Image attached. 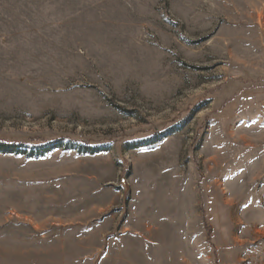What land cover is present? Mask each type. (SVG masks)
<instances>
[{"label":"rangeland","instance_id":"obj_1","mask_svg":"<svg viewBox=\"0 0 264 264\" xmlns=\"http://www.w3.org/2000/svg\"><path fill=\"white\" fill-rule=\"evenodd\" d=\"M0 142V264H264V0H0Z\"/></svg>","mask_w":264,"mask_h":264},{"label":"trees","instance_id":"obj_2","mask_svg":"<svg viewBox=\"0 0 264 264\" xmlns=\"http://www.w3.org/2000/svg\"><path fill=\"white\" fill-rule=\"evenodd\" d=\"M61 144H48V143H40L33 146H26L24 144H10L0 142V154H15V155H23L27 158L39 159L47 154L51 153L53 150L61 148ZM66 150L76 151L79 154H90L94 155L99 151H108L107 149L98 150L93 147H89L86 145H73L66 146Z\"/></svg>","mask_w":264,"mask_h":264},{"label":"crops","instance_id":"obj_3","mask_svg":"<svg viewBox=\"0 0 264 264\" xmlns=\"http://www.w3.org/2000/svg\"><path fill=\"white\" fill-rule=\"evenodd\" d=\"M113 253V252H112ZM118 254H121V251H118ZM123 254V253H122Z\"/></svg>","mask_w":264,"mask_h":264}]
</instances>
